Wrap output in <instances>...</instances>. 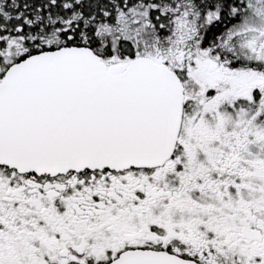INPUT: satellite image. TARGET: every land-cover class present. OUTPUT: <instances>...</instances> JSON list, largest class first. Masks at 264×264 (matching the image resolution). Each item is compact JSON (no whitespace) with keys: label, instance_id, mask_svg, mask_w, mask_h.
<instances>
[{"label":"snow or ice","instance_id":"6c2138e0","mask_svg":"<svg viewBox=\"0 0 264 264\" xmlns=\"http://www.w3.org/2000/svg\"><path fill=\"white\" fill-rule=\"evenodd\" d=\"M0 264H264V0H0Z\"/></svg>","mask_w":264,"mask_h":264}]
</instances>
